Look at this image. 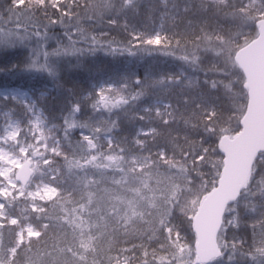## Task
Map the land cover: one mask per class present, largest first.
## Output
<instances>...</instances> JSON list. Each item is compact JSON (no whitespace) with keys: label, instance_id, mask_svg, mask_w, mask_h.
<instances>
[{"label":"trees","instance_id":"16d2710c","mask_svg":"<svg viewBox=\"0 0 264 264\" xmlns=\"http://www.w3.org/2000/svg\"><path fill=\"white\" fill-rule=\"evenodd\" d=\"M15 2L31 15L30 22H19L20 32L32 35L37 27L63 41L52 51L63 63L46 84L34 73L19 82L47 88L41 108L64 154L56 159L58 197L37 216L30 213L39 237L10 257L16 230L2 221L0 264L174 263L179 246L193 240L190 214L178 210L179 201L201 178L206 182L195 188L196 198L215 186L222 166L218 140L238 132L245 108V97L238 102L233 96L234 85L245 89L232 49L249 43L257 29L254 20L241 27L229 18L244 0H0L2 17ZM14 55L0 57V87L10 82L9 70L18 72L21 56ZM197 66L206 77L192 87L151 84L174 81L179 71ZM100 82L102 94L96 92ZM156 100L168 103L169 117L154 113ZM0 101L25 124L21 108ZM139 130L151 131L140 144ZM136 158L148 165L132 168ZM0 200L4 215H28L22 200ZM230 208L238 217L229 226L232 215L225 214L221 244L239 249L245 264H264V154ZM224 253L223 260H233Z\"/></svg>","mask_w":264,"mask_h":264},{"label":"rangeland","instance_id":"374dc122","mask_svg":"<svg viewBox=\"0 0 264 264\" xmlns=\"http://www.w3.org/2000/svg\"><path fill=\"white\" fill-rule=\"evenodd\" d=\"M47 1L50 4H55L60 0ZM202 1L204 3L221 4L226 0ZM12 6L13 8L10 9V15L2 17L0 14V57L2 55L15 54L14 56L16 57L21 56V60L17 61V65L20 66L16 69L18 72L9 70L8 73L12 75V78L9 79L10 82L0 87V99L11 101L16 107L21 108L23 113H26V121L25 124H22L12 116L10 111L0 107V197L9 200H22L26 205V212L28 215H23L21 219L4 215L2 213L3 205L0 200V224L2 221H5L16 230V241L14 247L9 252L10 257L14 255L18 246L23 243H29L39 237L40 231L30 221V213H34L37 216L44 204L58 197L60 192L55 184H57V186L61 185L62 180L60 181L56 159L64 154L61 149V142L56 137V127L48 123L47 116L41 108L40 103H43L44 98L47 97L48 94L47 88H42V86L35 87L33 82L27 85L29 86L28 88L23 82H19V79L21 80L34 73L38 74V83L41 84L43 82V84H46L49 79V72L57 68L60 69L58 65L63 63L52 53L53 50L59 48L63 41H61V38H58V36L55 37L45 32L41 35L37 31V27H35V32L32 35H25L20 32L22 30L18 29L20 26L19 22H30L29 18H31V15L29 11H24L26 7L22 2H15ZM24 13H26V15ZM232 14L233 17H229L231 21H236L238 25L243 27L244 24H250L253 20L254 23H256L258 20L264 19V5L262 4V0H244L242 10ZM236 51L237 50L232 49V61ZM193 67L195 66L193 65ZM21 74L22 76H20ZM178 75L179 77L174 81L172 78H161L160 80L152 81L151 84L154 86L156 85L159 90L166 89V87L170 85L179 88L185 86L192 87L197 80L206 77V75L203 76L204 74L199 70L198 66L197 68H191L190 73H186L184 70L179 71ZM236 86L237 84L234 85V98L238 100L240 97H245L246 102V92L244 90L243 93L239 92ZM113 87L112 83H110L107 88L111 89ZM105 88V84L100 82L98 87H96V92L102 94ZM101 97L102 96H100V98ZM240 100L241 99H239L238 102ZM1 104L3 103L0 101V106ZM150 106L154 107L153 111L155 114H162L165 117L170 116L171 110L167 102L156 100L153 101ZM71 109L75 113L78 112V107L75 105H72ZM143 109L145 111L147 110V108H142V110ZM238 109H240V106ZM150 134V130H139L137 133L138 144L143 141V137H147ZM81 138L83 139L85 136L81 135ZM104 141L107 143L108 147L113 146L114 140L112 138L105 137ZM92 161L95 162L94 159H92ZM130 163L133 166L132 168L135 167L136 170L142 169L148 165L147 160L140 158L132 159ZM23 164H28L33 170V177L24 188L16 181L17 171ZM45 176H47V178H44ZM201 180L198 185L196 184L197 186H191L189 191L183 194L178 204V210H182L184 214H190V221L196 211L199 198H201V196L196 198L197 192H195V188L198 191V189L202 188L203 182H206L203 181V178H201ZM226 213L232 215L229 226L233 225L235 218L238 217V213H236L234 208L227 209ZM224 224L225 222H223L218 236V245L222 252V256L210 264H234V262L241 264L249 263V260H246L244 255H241L242 252L235 246H232V250L230 249V251L228 250V245L223 246L221 244L220 236ZM178 240L176 241L177 243L179 242ZM194 241L193 236L192 244L179 246L180 251L178 252V259H175L176 261L174 263L148 261L146 264H192L194 260ZM224 252L229 253V256H231L233 260H223L225 255Z\"/></svg>","mask_w":264,"mask_h":264},{"label":"water","instance_id":"95a60500","mask_svg":"<svg viewBox=\"0 0 264 264\" xmlns=\"http://www.w3.org/2000/svg\"><path fill=\"white\" fill-rule=\"evenodd\" d=\"M257 36L234 54L241 71L247 100L240 119V129L232 137L218 141L222 167L216 185L202 196L191 219L195 237L192 264H209L221 257L218 235L225 210L237 201L247 186L257 157L264 153V19L256 22ZM33 171L24 164L16 181L25 187Z\"/></svg>","mask_w":264,"mask_h":264}]
</instances>
